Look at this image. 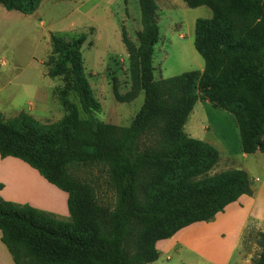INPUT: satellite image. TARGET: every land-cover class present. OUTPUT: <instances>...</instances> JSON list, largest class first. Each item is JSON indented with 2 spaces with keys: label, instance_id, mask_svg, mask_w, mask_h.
<instances>
[{
  "label": "trees",
  "instance_id": "trees-1",
  "mask_svg": "<svg viewBox=\"0 0 264 264\" xmlns=\"http://www.w3.org/2000/svg\"><path fill=\"white\" fill-rule=\"evenodd\" d=\"M181 1L189 9L211 11V18L197 19L194 26L193 46L204 68L154 80L158 7L155 0H138V44L121 30L130 89L121 95L112 83L118 103L143 94L127 128L94 116L100 104L83 66L84 39L50 33L44 66L49 78L63 80L55 92L65 115L58 123L42 124L24 112L10 119L0 113V158L25 163L66 193L69 220L0 197V242L13 264H150L158 259L156 243L209 222L241 196L252 195L242 169L198 179L214 168L219 153L188 136L184 127L195 104L207 101L233 116L243 154L264 153V0ZM41 2L0 0V6L29 16ZM77 167L106 171L115 194L112 208L100 204L73 174ZM249 238L260 248L253 264H264V233L254 231Z\"/></svg>",
  "mask_w": 264,
  "mask_h": 264
},
{
  "label": "rangeland",
  "instance_id": "rangeland-1",
  "mask_svg": "<svg viewBox=\"0 0 264 264\" xmlns=\"http://www.w3.org/2000/svg\"><path fill=\"white\" fill-rule=\"evenodd\" d=\"M155 1L159 37L153 47L154 80L202 71L204 62L193 46L194 26L197 19L211 18V11L206 7L189 9L181 0ZM122 29L133 43L138 44L137 33L141 30L138 0H42L36 12L29 16L8 12L0 6V95L5 102L0 113L10 119L20 112L32 113L30 105L37 104L39 108L32 114L42 124L58 123L64 117L65 111L55 92L64 87L63 80L49 78L44 66L51 52L49 35L53 33L74 41L84 39L81 46L83 66L94 97L100 104L95 118L117 128L129 127L142 106L143 94L127 104L118 103L112 95L113 81L117 82L121 95L130 89L128 55L121 41ZM51 87L50 105L41 111L46 96L42 89L49 94ZM69 99L78 105L73 93L69 94ZM201 111L202 118L197 127L200 139L197 140L210 142L218 151L219 160L209 173L198 179L231 170L234 162L243 163L233 116L207 101L199 100L192 113L196 115ZM195 123L194 116L189 117L185 133ZM143 143H146L145 137L141 139V146ZM13 161L21 166L11 170L15 178L11 176L7 179L2 199L17 205H29L57 220L68 221L67 194L48 184L25 163L17 159ZM73 174L91 188L100 204L113 207L115 194L104 169L77 167L73 169ZM234 230L236 228L231 231L235 235ZM250 233L242 243L246 252L245 264H253L260 252L255 240L249 238ZM228 240L231 243L232 236ZM229 245L226 241L222 246V259ZM182 250L181 245L172 252L169 261L162 258L159 264L178 263ZM200 263L207 264L206 261Z\"/></svg>",
  "mask_w": 264,
  "mask_h": 264
},
{
  "label": "crops",
  "instance_id": "crops-1",
  "mask_svg": "<svg viewBox=\"0 0 264 264\" xmlns=\"http://www.w3.org/2000/svg\"><path fill=\"white\" fill-rule=\"evenodd\" d=\"M52 89L53 87L50 88L49 94H46L43 91L44 89H42V93L46 96L44 97V106H42L41 111H44L45 106L48 107L50 105L48 97L50 95L51 98ZM7 100L9 101V98ZM2 102L4 100L0 95V112L3 111L1 110L2 106L5 105V102L3 104ZM38 108L37 104L30 105L32 113ZM32 113L29 115L34 117ZM201 113L203 111L197 112L196 115L192 113L189 116H194L196 123L190 128V131L186 130V133L194 139H200L197 136V127L198 122L202 118ZM207 143L210 144V142ZM240 158L243 163L239 162L236 164L234 162L235 166L233 169H242L248 174L253 191L252 195L241 196L236 202L227 206L223 212L218 213L211 221L192 224L177 232L173 237L156 243L158 259L150 264H159L162 258L169 261L172 252L177 251L181 245L183 246L182 257L176 264H201L200 261H206L207 264H245L244 257L246 252H244L242 243L253 230L264 233V153L243 154L241 152ZM13 159L10 157L0 158V183L3 185L0 197L6 191L7 179H10L11 176L15 178L11 174V170L21 166ZM234 228H236L234 230L235 235L231 231ZM230 236H232L231 243L228 240ZM226 241L228 245L230 244V247L222 259L220 252ZM5 250V247L0 242V264H13L10 255ZM206 255H209L210 258Z\"/></svg>",
  "mask_w": 264,
  "mask_h": 264
}]
</instances>
